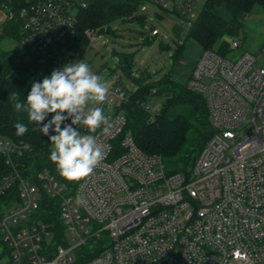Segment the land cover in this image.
Returning a JSON list of instances; mask_svg holds the SVG:
<instances>
[{
  "label": "built area",
  "instance_id": "1",
  "mask_svg": "<svg viewBox=\"0 0 264 264\" xmlns=\"http://www.w3.org/2000/svg\"><path fill=\"white\" fill-rule=\"evenodd\" d=\"M205 2L143 0L139 13L146 15L150 3L191 22ZM87 4L0 0V35L19 19L22 36L11 44L51 57ZM102 33L86 30L87 45ZM159 35L151 27L148 38ZM222 41L230 52L204 51L188 83L206 100L212 133L187 172L168 173L160 156L147 155L125 133L130 90L116 74L104 78L106 68L94 74L107 82V98L89 106L102 107L111 127L104 133L74 125L97 138L104 158L73 191L48 170L25 172L30 145L0 138L8 168L0 167V235L13 264H264V46L254 55L240 49L238 37ZM69 62L54 56L55 69ZM148 106L160 102L153 96ZM43 195L59 208L62 244L49 223L35 218ZM100 236L107 237L103 247Z\"/></svg>",
  "mask_w": 264,
  "mask_h": 264
},
{
  "label": "trees",
  "instance_id": "2",
  "mask_svg": "<svg viewBox=\"0 0 264 264\" xmlns=\"http://www.w3.org/2000/svg\"><path fill=\"white\" fill-rule=\"evenodd\" d=\"M17 1L19 4L23 2ZM142 4L143 0H88L87 6L78 11L73 33L54 46V55L51 57L38 56L20 47L7 49V43L20 39L22 28L19 19L6 24L0 35V138L30 145L31 152L21 161L27 169L25 172L48 170L70 191L80 182L68 181L60 175L50 160L53 145L49 137L43 135L34 122L29 123L25 112L14 111L10 94L17 92L20 100L24 101L32 83L42 81L55 69L54 56L72 62L79 50L88 43L86 30L100 29L110 33L116 21L144 26L146 16L139 13ZM257 6L264 9V0H206L197 17L190 22L186 41L174 47L171 69L158 79H153L152 74L146 71L139 79H134L138 87L129 91L130 99L122 107L127 118L125 133H130L137 146L147 155L160 156L170 173L187 172L212 133L204 96L188 86L198 58L206 50L228 54L230 49L222 39L225 36L239 37L246 18ZM173 31L179 36L182 27L176 26ZM151 40L147 38L144 42ZM118 58L120 66L129 73L130 55H118ZM156 93L160 94L157 95L159 97L155 96ZM153 96L160 102L158 109L148 106ZM52 115L49 114L48 119ZM17 122L28 127L23 136L15 134L14 124ZM65 123L70 124V119ZM0 167L3 171L8 170L1 160ZM35 218L49 223L54 241L57 245L63 243L64 225L54 200L43 195ZM106 242L105 236L100 240L99 247H103ZM0 264H13L11 250L1 235Z\"/></svg>",
  "mask_w": 264,
  "mask_h": 264
},
{
  "label": "clouds",
  "instance_id": "3",
  "mask_svg": "<svg viewBox=\"0 0 264 264\" xmlns=\"http://www.w3.org/2000/svg\"><path fill=\"white\" fill-rule=\"evenodd\" d=\"M108 93L107 82L94 74L82 60L69 62L54 69L42 81L32 83L24 101L17 92L11 93L10 99L14 111L25 112L29 123L34 122L39 131L49 137L53 145L50 160L60 175L68 181H78L94 172L104 158V151L95 136L81 134L74 125L80 123L90 132L97 129L108 132L110 118L104 114L103 108L89 106L90 103L103 104ZM49 114H54L51 119H48ZM69 118L71 123H65ZM14 128L17 136L28 131L22 122L15 123ZM0 147L6 148L7 145Z\"/></svg>",
  "mask_w": 264,
  "mask_h": 264
},
{
  "label": "rangeland",
  "instance_id": "4",
  "mask_svg": "<svg viewBox=\"0 0 264 264\" xmlns=\"http://www.w3.org/2000/svg\"><path fill=\"white\" fill-rule=\"evenodd\" d=\"M146 7L144 26L132 22L116 21L112 24L113 33L108 35L102 33L92 45L83 46L72 62L83 60L93 73L106 68L107 73L104 74V78L110 77L111 73L116 74L130 91L138 87L134 79H139L144 71L151 73L153 79L160 78L171 69L174 47L186 41L191 23L188 18L181 17L172 11H164L156 5L147 3ZM201 8L200 4L199 10ZM176 26L182 27V33L179 36H176L173 31ZM151 27L158 29L160 35L145 43L144 41L150 35ZM238 38L241 41V50L254 55L261 53L264 46L263 8L257 6L246 18ZM162 46L168 48L162 49ZM16 47L11 43L6 45L7 49ZM123 54L130 55L129 73L119 63L118 55ZM157 95L160 94L155 95L159 97ZM166 171L171 172L168 167ZM103 238L104 236H100L99 242Z\"/></svg>",
  "mask_w": 264,
  "mask_h": 264
}]
</instances>
